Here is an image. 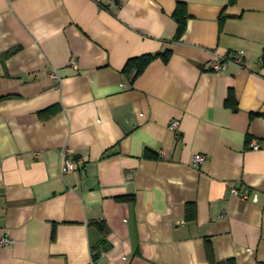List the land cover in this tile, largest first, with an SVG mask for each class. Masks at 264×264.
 Here are the masks:
<instances>
[{"label": "crops", "instance_id": "crops-1", "mask_svg": "<svg viewBox=\"0 0 264 264\" xmlns=\"http://www.w3.org/2000/svg\"><path fill=\"white\" fill-rule=\"evenodd\" d=\"M263 58L264 0H0V264H264Z\"/></svg>", "mask_w": 264, "mask_h": 264}, {"label": "built area", "instance_id": "built-area-1", "mask_svg": "<svg viewBox=\"0 0 264 264\" xmlns=\"http://www.w3.org/2000/svg\"><path fill=\"white\" fill-rule=\"evenodd\" d=\"M113 1V0H108ZM244 53L242 51H237L232 55H216L212 58L209 63L210 69L215 72H220L225 69L227 64H235L238 66H242L244 64ZM52 77L58 81L59 77L57 74H52ZM179 127L178 120H172L169 124V128L176 131ZM249 147L252 149H259L260 144L256 140H251L249 142ZM61 160H62V172H72L79 171L84 164L83 159L76 158L73 156V151L70 149H62L61 152ZM205 161V156L203 154H195L193 156V163L195 165L202 164ZM231 193L235 196H241L244 199H248L249 195L246 193H240L237 189H232ZM11 241L8 238H3L0 241V246H6L10 244Z\"/></svg>", "mask_w": 264, "mask_h": 264}, {"label": "trees", "instance_id": "trees-1", "mask_svg": "<svg viewBox=\"0 0 264 264\" xmlns=\"http://www.w3.org/2000/svg\"><path fill=\"white\" fill-rule=\"evenodd\" d=\"M174 19L176 20L178 27H177V31H176V35H175V40H180L182 35L184 34L185 30H186V23H187V19H188V12H187V6L184 2L178 1L177 2V7L176 10L173 14ZM170 55V51H166L163 53H158V54H148V55H143L141 57L138 58H133V59H129L128 62L126 63V66L124 68V72L126 74H130L132 73V80L137 77L143 70L144 68L148 65V63L154 59L155 57L158 56H162L164 61L168 60V57ZM264 60V58H263ZM226 104L230 107H232L233 110H236L237 108V102L234 96V93L232 91L228 92V96L226 99ZM146 156H150V152L147 151L146 152ZM101 230H103L104 228L101 227ZM102 245V244H101ZM99 246V250L97 248V250H95L94 253V257L99 256L100 252L102 251L101 249H103L104 247ZM206 250H207V254L209 256V258L212 257V248L211 245L208 243L206 246Z\"/></svg>", "mask_w": 264, "mask_h": 264}]
</instances>
